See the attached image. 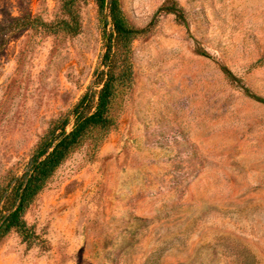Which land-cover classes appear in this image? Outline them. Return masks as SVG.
Returning <instances> with one entry per match:
<instances>
[{"label":"rangeland","instance_id":"rangeland-1","mask_svg":"<svg viewBox=\"0 0 264 264\" xmlns=\"http://www.w3.org/2000/svg\"><path fill=\"white\" fill-rule=\"evenodd\" d=\"M62 2L0 0V180L99 66L110 25L94 0L78 5L74 37L2 33L26 14L61 18ZM119 2L149 31L132 45L117 127L92 157L73 154L28 210L46 243L11 233L0 264H264V103L245 93L264 100V0ZM172 2L176 13L160 10Z\"/></svg>","mask_w":264,"mask_h":264},{"label":"trees","instance_id":"trees-1","mask_svg":"<svg viewBox=\"0 0 264 264\" xmlns=\"http://www.w3.org/2000/svg\"><path fill=\"white\" fill-rule=\"evenodd\" d=\"M85 0H63L60 7L62 16L51 23L26 14L12 18L5 35L12 29H31L50 34L64 33L76 36L81 22L78 5ZM98 13L108 10L110 31L103 32L104 50L99 66L93 73L91 86L66 115L52 121L38 138L30 157L21 167L10 168L0 180V243L11 233H15L27 248L41 240L25 216L35 205L39 194L47 187L57 170L76 152L86 148L92 157L106 137L117 127L124 102L133 86L132 45L136 40L148 35V28H139L128 21L119 0H94ZM161 11L176 13L172 2L164 4ZM178 14V19H183ZM183 23L184 20H182ZM106 23V21H105ZM3 43L0 44V47ZM198 55L209 54L196 48ZM224 73L230 72L224 68ZM245 93L259 102L258 98ZM71 124L70 129L67 127ZM21 170V173H20Z\"/></svg>","mask_w":264,"mask_h":264}]
</instances>
